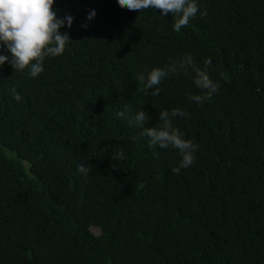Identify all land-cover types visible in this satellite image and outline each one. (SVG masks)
<instances>
[{"label":"trees","instance_id":"16d2710c","mask_svg":"<svg viewBox=\"0 0 264 264\" xmlns=\"http://www.w3.org/2000/svg\"><path fill=\"white\" fill-rule=\"evenodd\" d=\"M196 2L175 32L159 9L55 0L74 18L64 53L35 78L0 67V264H264V0ZM186 54L211 59V100L189 99L205 94L191 71L138 91L140 73ZM138 108L143 127L190 113L172 118L198 145L179 175V151L129 123Z\"/></svg>","mask_w":264,"mask_h":264},{"label":"clouds","instance_id":"9594fccd","mask_svg":"<svg viewBox=\"0 0 264 264\" xmlns=\"http://www.w3.org/2000/svg\"><path fill=\"white\" fill-rule=\"evenodd\" d=\"M117 2L121 8L130 11L140 12L154 8L159 9L163 15L171 14L176 17L173 25L175 32H180L182 27H186L199 11L196 0H117ZM54 3L55 0H0V67L7 62L15 71L23 72L28 69L29 76L35 78L43 72L45 58L64 53L71 38L67 32L61 33L60 29L65 24L71 28L74 18L70 14L59 18L54 10ZM95 15V10H91L87 20L91 21ZM201 15H207V11L205 10ZM83 26L87 27L88 24L85 23ZM5 47L7 55L2 54ZM204 63L205 67L200 68L192 56L186 54L179 60H173L166 68L146 69L137 76V80L142 85L138 91L157 96L160 93L159 85L165 77L176 72L188 75L191 71L195 74L194 84L205 94L189 95V99L202 104L211 100L219 91V84L214 82L208 73L211 59H206ZM151 89L155 91H149ZM10 91L14 99L17 101L21 99L15 88ZM116 115L125 118L123 111L117 112ZM177 116L188 117L190 113L178 108L161 111L158 113V119L161 121L159 127H143L144 122L151 117L138 108L134 121L129 120V123L134 127L140 126L141 135L149 137L151 145L164 149L172 147L179 151L181 155L179 166L172 169L174 174L179 175L181 168H187L194 162V152L198 145L184 139L179 129L173 127L172 118ZM77 170L88 175L91 168L82 163L78 165Z\"/></svg>","mask_w":264,"mask_h":264},{"label":"rangeland","instance_id":"374dc122","mask_svg":"<svg viewBox=\"0 0 264 264\" xmlns=\"http://www.w3.org/2000/svg\"><path fill=\"white\" fill-rule=\"evenodd\" d=\"M93 231L97 232V231H98V229H97L96 227H94V228H93Z\"/></svg>","mask_w":264,"mask_h":264}]
</instances>
